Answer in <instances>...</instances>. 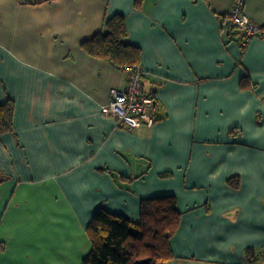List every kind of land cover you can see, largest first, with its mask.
<instances>
[{"label":"crops","instance_id":"1","mask_svg":"<svg viewBox=\"0 0 264 264\" xmlns=\"http://www.w3.org/2000/svg\"><path fill=\"white\" fill-rule=\"evenodd\" d=\"M233 1L0 0V105L15 102L0 134V264H83L98 208L138 221L161 196L182 213L166 264H259L264 38L243 52L224 18ZM246 13L264 26V0ZM116 14L158 96L152 127L102 113L128 71L82 44Z\"/></svg>","mask_w":264,"mask_h":264},{"label":"trees","instance_id":"2","mask_svg":"<svg viewBox=\"0 0 264 264\" xmlns=\"http://www.w3.org/2000/svg\"><path fill=\"white\" fill-rule=\"evenodd\" d=\"M233 33L236 35L229 24V35ZM127 38L126 17L116 14L106 20L103 32L84 42L82 47L91 56L104 58L127 70L139 65L142 55V50L128 43ZM247 47L241 45L243 52ZM14 117L15 102L8 98L0 105V134L14 131ZM229 184L238 188V178H230ZM181 217L175 196L142 200L138 221L100 207L87 228L92 249L83 264H137L141 260H149L148 264H166L173 258L171 240Z\"/></svg>","mask_w":264,"mask_h":264},{"label":"built area","instance_id":"3","mask_svg":"<svg viewBox=\"0 0 264 264\" xmlns=\"http://www.w3.org/2000/svg\"><path fill=\"white\" fill-rule=\"evenodd\" d=\"M230 27L239 34L241 45L248 46L255 38H264V26L252 21L246 13V0H234L231 12L225 16ZM126 90L113 89L102 113L115 119L118 128L129 131L140 127H152L157 122L158 96L147 93L143 86L146 71L141 65L128 67ZM259 264H264V246L258 254Z\"/></svg>","mask_w":264,"mask_h":264},{"label":"water","instance_id":"4","mask_svg":"<svg viewBox=\"0 0 264 264\" xmlns=\"http://www.w3.org/2000/svg\"><path fill=\"white\" fill-rule=\"evenodd\" d=\"M148 263H149V260H141L137 262V264H148Z\"/></svg>","mask_w":264,"mask_h":264}]
</instances>
